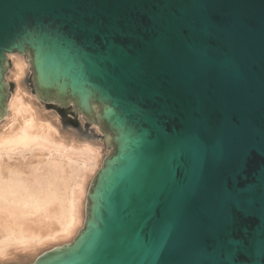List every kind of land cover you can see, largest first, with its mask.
<instances>
[{
    "label": "water",
    "instance_id": "obj_1",
    "mask_svg": "<svg viewBox=\"0 0 264 264\" xmlns=\"http://www.w3.org/2000/svg\"><path fill=\"white\" fill-rule=\"evenodd\" d=\"M13 53L110 147L28 264H264V0H0V118Z\"/></svg>",
    "mask_w": 264,
    "mask_h": 264
},
{
    "label": "bare ground",
    "instance_id": "obj_2",
    "mask_svg": "<svg viewBox=\"0 0 264 264\" xmlns=\"http://www.w3.org/2000/svg\"><path fill=\"white\" fill-rule=\"evenodd\" d=\"M7 56L14 89L0 120V264H26L77 236L90 182L110 148L105 137L62 133L55 113L27 90V59Z\"/></svg>",
    "mask_w": 264,
    "mask_h": 264
},
{
    "label": "rangeland",
    "instance_id": "obj_3",
    "mask_svg": "<svg viewBox=\"0 0 264 264\" xmlns=\"http://www.w3.org/2000/svg\"><path fill=\"white\" fill-rule=\"evenodd\" d=\"M26 59L29 58V56H27V54L23 55ZM7 59L9 60L8 56ZM10 66H11V62L9 60ZM29 63V62H28ZM30 67V64H29ZM10 67H6V73L4 75V82L7 84V92L10 95V92L13 91L14 89V85L12 83L11 80L7 79V74L9 72ZM30 77H28L27 82H26V87L27 90L31 93V88H32V81H31V76H32V72L30 70L29 72ZM8 81V82H7ZM33 94V93H31ZM35 95V94H34ZM40 100V99H39ZM40 102L43 104L45 110L47 112L50 113H55V115L57 116L56 118L53 119L52 117V121H55L57 124H59L60 129L62 130V133H69L70 132H76L77 135L80 138H87V139H103L105 136L100 132L99 127L93 123H90L88 121H84V123L82 124L83 126H81L79 124V117L82 116L81 114H77L72 107V102H70L67 106H59L57 103H53V102H45L43 100H40ZM58 118V120H57ZM1 120V118H0ZM59 121V122H58ZM94 125L98 127L99 133L96 134L94 131ZM94 127V128H93ZM83 128V129H82ZM92 128V129H91ZM67 130V131H66ZM89 132V133H88ZM99 135V136H98ZM101 137V138H100ZM109 147V146H108ZM110 148V147H109ZM110 151V149H109ZM108 155V154H107ZM102 166V165H101ZM25 264V263H24ZM28 264V262L26 263Z\"/></svg>",
    "mask_w": 264,
    "mask_h": 264
}]
</instances>
